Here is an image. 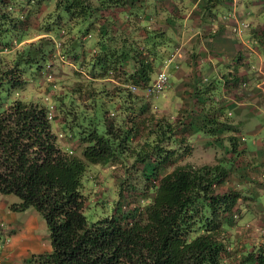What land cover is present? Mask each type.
I'll return each mask as SVG.
<instances>
[{
  "label": "trees",
  "instance_id": "16d2710c",
  "mask_svg": "<svg viewBox=\"0 0 264 264\" xmlns=\"http://www.w3.org/2000/svg\"><path fill=\"white\" fill-rule=\"evenodd\" d=\"M114 6L127 9L126 27H113ZM143 6V0H0V194L18 197L9 208L33 206L45 218L52 249L32 255L36 264L225 262L229 219L241 197L218 190L228 166L220 160L175 162L185 141L177 123L166 114L144 116L149 98L129 86L154 77L165 56L157 45L170 41L164 31L146 27V35L137 36ZM108 8L113 15H104ZM36 12L32 27L29 17ZM84 22L83 32L75 30ZM34 32L43 35L17 46ZM56 40L78 67L69 80H59L49 117L48 104L19 90L27 73L45 70L53 60ZM116 163L125 172L149 166L147 200L123 209L119 191L114 204L97 202L107 213L91 220L85 180L98 177L96 164ZM244 255L245 264L264 263L262 246Z\"/></svg>",
  "mask_w": 264,
  "mask_h": 264
},
{
  "label": "crops",
  "instance_id": "0c3cea01",
  "mask_svg": "<svg viewBox=\"0 0 264 264\" xmlns=\"http://www.w3.org/2000/svg\"><path fill=\"white\" fill-rule=\"evenodd\" d=\"M143 3L137 23L142 29L137 36L146 35L145 27L151 32L164 31L170 40L165 46L169 47L165 49L161 43L157 46L164 50V55L173 51L171 54L179 64L175 67L172 63L169 67L170 84L166 88L171 89V94L164 99L161 110L174 111L171 117L179 130L184 128L186 142L211 144L213 151L217 149L216 143L221 144L223 155H215L211 162H224L229 168L228 177L239 176L243 188L244 184L251 185V178L262 183L251 186L253 195L242 199L245 204L241 203L248 212L257 206L258 214H263L264 127L260 118L264 117V0H221L214 4L206 0H143ZM116 8L110 20L113 27L124 28L128 24L127 9ZM231 12L234 14L224 18ZM241 21L249 22V26L238 33L234 27ZM219 78L224 84L214 94L212 89ZM240 126L252 136L249 142ZM231 136L234 149L230 145ZM255 190L258 194L253 197ZM17 200L18 197L0 196V223L8 236L0 243V264H36L32 255L51 251L50 236L40 230V217L30 207L9 208ZM28 209L32 212L24 217Z\"/></svg>",
  "mask_w": 264,
  "mask_h": 264
},
{
  "label": "rangeland",
  "instance_id": "374dc122",
  "mask_svg": "<svg viewBox=\"0 0 264 264\" xmlns=\"http://www.w3.org/2000/svg\"><path fill=\"white\" fill-rule=\"evenodd\" d=\"M117 6H114L112 10H117ZM43 8V6H42ZM111 8L103 10L104 15L111 16L112 11ZM40 10L38 11L39 14ZM234 12H231L228 15H233ZM32 15V14H31ZM37 12L36 15L30 16L29 17V24L33 26H37ZM246 24V26H243V23H239V27H241L240 30L237 32L240 33L241 30L244 27L249 26V22L247 21H241ZM87 25L86 22L80 23L78 27H74L75 30L77 28H80L81 31L83 32L84 27ZM96 26V25H94ZM236 31V30H235ZM36 33V34H35ZM97 30L96 27L91 31L92 36L96 35ZM42 33L37 34V32H34V35L28 39H25L17 44V46H21L25 42L29 40H34L39 38ZM87 38H89L87 36ZM88 40V39H87ZM84 37V41H87ZM55 47H54V55L53 60L50 61L48 64L47 68L45 70H39V71H34L31 72L30 74H26V79L27 82L23 86L21 90H19V95L20 96H26V97H31L33 99H38L44 101L46 104H48L49 109L52 110L53 114V108H54V101H53V96L55 94H58L60 91V82L59 80H64L73 74L77 70V65H75L73 62L70 60H67L66 56L64 57V54H62L61 50V42L59 40L55 41ZM170 43V42H169ZM173 44V42H172ZM169 47V45L165 46ZM169 52V50L165 51ZM173 52V51H172ZM172 52H169L165 55L167 57L168 55H171ZM175 56V55H174ZM164 57V58H165ZM78 69L81 70L83 73L85 71L83 69ZM169 70V69H168ZM87 75V74H86ZM88 76V75H87ZM221 77V76H220ZM72 79V78H70ZM133 83L129 84L131 87ZM215 84L217 85L216 88H213L212 91L213 93H219L221 87L223 86V82L221 78H219ZM220 87V88H219ZM132 89V88H131ZM133 90V89H132ZM142 93V92H139ZM160 94L152 95V96H147L149 99V107L148 110H145L143 112V115L146 116V113H151V114H166L170 115L171 113H174L173 110H164L162 111V103L164 99L168 98L167 95L168 93L171 94V89L166 88L159 92ZM170 99V97H169ZM226 112V111H225ZM149 122V120H147ZM260 122L262 123L264 127V117L260 118ZM179 127V126H178ZM55 130L58 131V136L61 135L60 129L58 125H55ZM187 128V127H186ZM185 128L188 130V128ZM240 131L247 137V142L250 141L252 136L249 135L247 132V128H244L242 126L239 127ZM180 129V127H179ZM178 129V130H179ZM184 129L181 127V130L178 131V134L184 135ZM189 130H192L189 128ZM262 132L264 134V128L262 129ZM229 140V139H227ZM229 142H227L228 144ZM180 155L174 160L175 162H184V161H190V162H211L213 161L215 155H223V146L221 144H215L214 147L216 151H213V148L211 147L212 145H208L203 142H181L180 144ZM219 145V146H217ZM231 145V141H230ZM96 167L99 168V174L98 177L94 180L87 178L85 180V192H89V203L88 205H93L92 207H87L85 210V214L87 217L91 220L96 219L100 215H104V213H107L106 209H103V207L98 206L99 203L101 202L103 204H111V202L114 204L117 202V200L120 198L119 197V191L123 193L122 199H120V205L122 206L123 209H127L128 207H135V206H143L146 202V194L148 193L147 190V181L145 179L146 175L148 174L145 172L147 170H150L149 166L143 167L141 166V169H135L131 168L128 172L124 171V166H122L120 163L116 164H106L104 166H100L99 164H96ZM144 169V170H143ZM165 169L163 168L161 171L163 172ZM240 178L239 176H236L234 174V178L232 176H229L227 178V182H223L219 187L218 190L221 192H224L228 189L235 190L237 192H240V199L238 201V204L242 206H237L235 209L236 215L233 216L231 214V218L229 219L230 221V226H229V231H228V236L230 239V246L228 248V253L225 256V262L223 264H245L243 262L245 255L244 253L248 250H251L252 248H257L258 246H262L264 248V213L263 214H258L260 211V207L258 208L257 206H253L255 209L252 210L251 212L247 211L245 209V204L242 199H248L249 195H253V193L250 192L251 186H260L262 183L259 180H255V178H251V185H243L245 188L242 187L241 182H239ZM250 186V187H249ZM262 187V186H261ZM260 187V188H261ZM89 188V189H88ZM246 194V195H245ZM258 190H255V194L253 197L257 196ZM262 194V193H261ZM7 195L9 198H17V196L13 193L9 194H0V196ZM102 195V196H101ZM245 195V196H244ZM264 196V195H263ZM106 197V198H105ZM106 201V202H105ZM249 201H252L249 199ZM244 204H242V203ZM97 204V206H96ZM259 206H261L259 204ZM30 209L34 210L33 212H37V214L40 217V230L45 231L49 234V229L48 225L46 223L45 218L43 215L33 206H30ZM28 212V213H26ZM29 209L23 213L24 217L28 216L30 214ZM248 264H257L256 261H251L248 262ZM264 264V263H263Z\"/></svg>",
  "mask_w": 264,
  "mask_h": 264
},
{
  "label": "built area",
  "instance_id": "2783aa9c",
  "mask_svg": "<svg viewBox=\"0 0 264 264\" xmlns=\"http://www.w3.org/2000/svg\"><path fill=\"white\" fill-rule=\"evenodd\" d=\"M227 17L228 16H224V18ZM239 23H243V26H246L244 22H237L234 27V30L238 31L241 29V27H239ZM172 63H175V67H178L179 65L177 62H175L174 54L168 55L159 63L155 71L154 77L149 82L142 85L134 83L131 85V88L138 92H142L146 96L158 94L170 84V74L168 69ZM52 115V110L49 109L48 116L51 117ZM7 239L8 237L5 236L3 241H6Z\"/></svg>",
  "mask_w": 264,
  "mask_h": 264
}]
</instances>
